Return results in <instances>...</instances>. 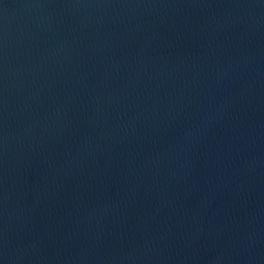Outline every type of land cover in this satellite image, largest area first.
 I'll return each instance as SVG.
<instances>
[{
    "label": "water",
    "instance_id": "1",
    "mask_svg": "<svg viewBox=\"0 0 264 264\" xmlns=\"http://www.w3.org/2000/svg\"><path fill=\"white\" fill-rule=\"evenodd\" d=\"M0 264H264V0H0Z\"/></svg>",
    "mask_w": 264,
    "mask_h": 264
}]
</instances>
